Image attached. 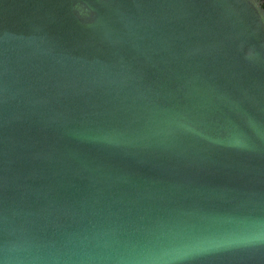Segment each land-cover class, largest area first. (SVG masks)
I'll return each mask as SVG.
<instances>
[{"label":"water","instance_id":"1","mask_svg":"<svg viewBox=\"0 0 264 264\" xmlns=\"http://www.w3.org/2000/svg\"><path fill=\"white\" fill-rule=\"evenodd\" d=\"M0 264H264V0H0Z\"/></svg>","mask_w":264,"mask_h":264}]
</instances>
